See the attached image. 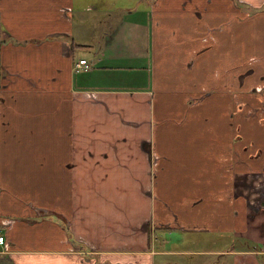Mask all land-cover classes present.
Listing matches in <instances>:
<instances>
[{
	"label": "crops",
	"instance_id": "crops-1",
	"mask_svg": "<svg viewBox=\"0 0 264 264\" xmlns=\"http://www.w3.org/2000/svg\"><path fill=\"white\" fill-rule=\"evenodd\" d=\"M0 30V264H264V0H0Z\"/></svg>",
	"mask_w": 264,
	"mask_h": 264
},
{
	"label": "built area",
	"instance_id": "built-area-1",
	"mask_svg": "<svg viewBox=\"0 0 264 264\" xmlns=\"http://www.w3.org/2000/svg\"><path fill=\"white\" fill-rule=\"evenodd\" d=\"M91 68H92V66H91L90 63H88L87 60H80L79 62H77L75 64V70H76V72H87ZM6 244L7 243H6L5 237L0 232V245H3L6 248V250H7ZM6 250H4V251H6Z\"/></svg>",
	"mask_w": 264,
	"mask_h": 264
},
{
	"label": "rangeland",
	"instance_id": "rangeland-1",
	"mask_svg": "<svg viewBox=\"0 0 264 264\" xmlns=\"http://www.w3.org/2000/svg\"><path fill=\"white\" fill-rule=\"evenodd\" d=\"M94 27H97V26H99V27H102V31L106 28V26H107V24H106V22H105V18H103V17H100V18H95L94 19ZM92 34V33H91ZM92 36H94V37H96L97 35H96V33H94V35H92ZM77 51H79V52H83V53H86L87 55H89V54H91L88 50H86V49H79V48H77L76 49ZM260 100H262L263 101V103H264V98H261ZM251 116H254V114H252V113H245V117H247V118H251ZM256 117H257V114H256ZM169 233V232H168Z\"/></svg>",
	"mask_w": 264,
	"mask_h": 264
},
{
	"label": "trees",
	"instance_id": "trees-1",
	"mask_svg": "<svg viewBox=\"0 0 264 264\" xmlns=\"http://www.w3.org/2000/svg\"><path fill=\"white\" fill-rule=\"evenodd\" d=\"M1 44H3V40H2V33H1V30H0V46H1ZM0 82H1V64H0Z\"/></svg>",
	"mask_w": 264,
	"mask_h": 264
}]
</instances>
